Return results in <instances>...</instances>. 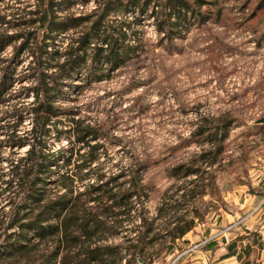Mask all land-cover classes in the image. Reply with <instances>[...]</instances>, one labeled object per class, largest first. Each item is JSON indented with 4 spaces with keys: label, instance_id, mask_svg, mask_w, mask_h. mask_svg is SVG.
<instances>
[{
    "label": "rangeland",
    "instance_id": "rangeland-1",
    "mask_svg": "<svg viewBox=\"0 0 264 264\" xmlns=\"http://www.w3.org/2000/svg\"><path fill=\"white\" fill-rule=\"evenodd\" d=\"M127 1L107 17L105 27L112 31L111 27L139 17V23L123 29L127 35L124 44L133 50H124L118 61L108 65L94 63L89 55V70L62 85L63 93L53 104L67 109L53 119L57 123L51 127L49 145L52 150L69 146L70 120H82L100 130L99 139L92 144L103 145L90 180L125 174L119 179L124 182L140 169L147 193L137 207L147 218L154 219L158 208L172 198L177 201L165 207L157 226L169 223L175 211L184 213L194 207L198 212L195 227L176 243L174 252H163L153 263L193 264L197 255L217 256L212 242L223 236L229 241L257 234L241 233L255 211L238 208L264 176V123L260 122L264 117V0H210L211 5L195 6L194 15L188 14L171 37L157 25L166 17L164 0H141L142 4L149 1L147 7H127ZM98 7L97 0H72L58 6L56 15L92 16L93 20ZM37 8L38 0L0 1V15L9 21L0 20V35L13 36L9 42H0V87L5 84V72L13 78L0 103V125L13 123L15 117L10 113L26 106L21 109L24 121L17 128L20 136L33 125L30 108L35 96L28 89L38 77L31 74L37 64L29 50L16 55V48L25 42L16 35L36 30L41 35L44 27L16 24ZM90 22L59 32L49 49L64 52ZM94 44L100 45V41ZM100 66L105 75L97 80L94 76ZM205 118L207 125L226 123L220 131L211 129L199 135L195 131ZM220 145L223 152L210 165L205 154L215 153ZM27 149L15 150L16 154L4 149L1 168ZM189 168L198 173L185 175ZM68 169L65 163L57 170ZM191 190L195 198H191ZM139 212L132 213L136 221L126 223L121 235L134 236V227L140 225ZM120 238L109 240L119 242ZM3 260L0 264L7 263Z\"/></svg>",
    "mask_w": 264,
    "mask_h": 264
},
{
    "label": "trees",
    "instance_id": "trees-1",
    "mask_svg": "<svg viewBox=\"0 0 264 264\" xmlns=\"http://www.w3.org/2000/svg\"><path fill=\"white\" fill-rule=\"evenodd\" d=\"M71 1L38 0V8L28 12L30 17L25 16L16 24L38 25L44 30L41 35L37 30L16 35L25 41L16 48V55L29 50L35 57L37 65L31 74L38 77V82L28 89L35 96L30 108L33 115L31 130L23 136L17 134L18 126L25 118L21 111L26 106L10 113L15 117L13 123L0 125V168L4 149L16 154L15 150L28 146L23 155L11 157L7 168H1L0 238L3 239L0 241V260L4 259L6 264H153L163 252H174L176 243L195 227L197 210L193 207L194 210L183 213L180 209L171 216L169 223L164 222L165 226H157L156 221L160 219L162 211H167L165 207L170 205V201H177L172 198L158 208L154 219L147 218L144 210L137 207L147 193L145 184L141 182L140 169H136L131 179L124 182L119 179L125 174L107 180L103 176L96 181L90 180L94 169L92 165L98 161L103 145L92 144L91 141L99 139L100 130L89 124L84 125L82 120H70L66 132L69 134V146L52 150L49 145L51 127L57 123L53 119L61 114L62 109H67L53 104L63 93L62 85L67 81L71 84L75 75L89 70V55L94 63L108 65L118 61L124 50H133L132 46L124 44L127 35L123 29L140 21L136 17L133 22L123 21L121 27L113 26L112 31L107 30V17L112 12L120 11L124 0H97L99 10H96L93 20L92 16L68 15L58 18V6ZM126 3L127 7H147L149 1L142 4L141 0H128ZM212 3L210 0H164L166 17L158 20V28L171 37L172 33L177 32L174 28L183 25L188 14L194 15L195 6L204 7ZM0 20L9 22L4 15H0ZM89 21L90 26L83 29L64 52L49 49L53 47L59 32ZM11 37L0 35V42H9ZM99 41L101 46L94 44ZM45 69H54L55 72L49 74ZM102 69L100 66L95 79L104 77ZM12 81L11 73L5 72V84L0 87V103L4 101L5 92ZM204 122L195 131L199 135H205L211 129L220 131L226 123L224 120L207 125V118ZM2 133L4 138H1ZM76 146H79L77 150ZM82 150L86 153L81 154ZM222 152L223 147L220 145L215 153L208 151L205 157L213 165ZM78 160L81 161L76 163ZM65 163L69 169L60 173L57 169ZM195 173L198 171L189 168L185 175ZM189 192L191 198H195V191ZM182 197H187L186 192ZM189 204L186 203L187 206ZM135 211H140V225L134 227V236L121 235L126 223L136 221L132 216ZM193 211L194 216H190L189 213ZM115 236L122 237L121 241L109 240ZM228 250L229 255L237 253L241 264H251L246 259L250 254L248 244L238 246V240H234L228 245Z\"/></svg>",
    "mask_w": 264,
    "mask_h": 264
},
{
    "label": "crops",
    "instance_id": "crops-1",
    "mask_svg": "<svg viewBox=\"0 0 264 264\" xmlns=\"http://www.w3.org/2000/svg\"><path fill=\"white\" fill-rule=\"evenodd\" d=\"M255 182L256 191L248 194L243 205L238 209H246L255 211L251 215V219L242 228V232L246 234L256 232V238H228L224 244L214 241L216 243L213 248L217 256L197 255L193 257L196 261L193 264H241L242 260L238 257L237 253L229 255L228 245L234 240H238V246L241 244L250 246V254L246 258L250 260L251 264H264V176L259 177ZM248 209V210H249ZM244 258V257H243Z\"/></svg>",
    "mask_w": 264,
    "mask_h": 264
},
{
    "label": "water",
    "instance_id": "water-1",
    "mask_svg": "<svg viewBox=\"0 0 264 264\" xmlns=\"http://www.w3.org/2000/svg\"><path fill=\"white\" fill-rule=\"evenodd\" d=\"M261 123H264V117L260 120ZM227 241V238L223 236L218 240L219 243L224 244Z\"/></svg>",
    "mask_w": 264,
    "mask_h": 264
}]
</instances>
